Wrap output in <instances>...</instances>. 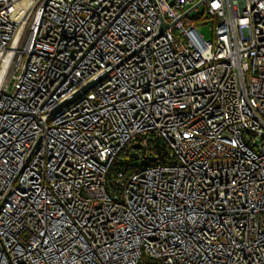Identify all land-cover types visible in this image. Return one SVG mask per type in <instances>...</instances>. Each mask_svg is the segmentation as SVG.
<instances>
[{
  "label": "built area",
  "instance_id": "2783aa9c",
  "mask_svg": "<svg viewBox=\"0 0 264 264\" xmlns=\"http://www.w3.org/2000/svg\"><path fill=\"white\" fill-rule=\"evenodd\" d=\"M0 264H264V0H0Z\"/></svg>",
  "mask_w": 264,
  "mask_h": 264
},
{
  "label": "water",
  "instance_id": "95a60500",
  "mask_svg": "<svg viewBox=\"0 0 264 264\" xmlns=\"http://www.w3.org/2000/svg\"><path fill=\"white\" fill-rule=\"evenodd\" d=\"M166 26H167V23H166L163 19H161V27H160L159 33H160L163 29H165ZM102 77H103V76L99 77V78L96 79V80H92V81L88 82L85 86H83L79 91H77V92L74 94V96H73L72 99H74L75 97H77L79 94L88 91L93 85H95L96 83H98V82L102 79ZM72 99H70V100H66L62 105H65L66 103H68V102L71 101Z\"/></svg>",
  "mask_w": 264,
  "mask_h": 264
},
{
  "label": "rangeland",
  "instance_id": "374dc122",
  "mask_svg": "<svg viewBox=\"0 0 264 264\" xmlns=\"http://www.w3.org/2000/svg\"><path fill=\"white\" fill-rule=\"evenodd\" d=\"M198 25L200 26V31L203 34L204 38L211 39L212 32L210 31V23L201 24V21L199 20Z\"/></svg>",
  "mask_w": 264,
  "mask_h": 264
}]
</instances>
